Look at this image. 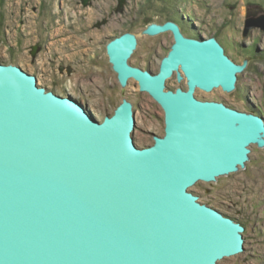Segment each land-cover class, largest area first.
Instances as JSON below:
<instances>
[{"label":"water","instance_id":"1","mask_svg":"<svg viewBox=\"0 0 264 264\" xmlns=\"http://www.w3.org/2000/svg\"><path fill=\"white\" fill-rule=\"evenodd\" d=\"M163 32L174 43L157 73L129 62L136 35L107 45L120 84L135 80L164 111V135L144 148L128 99L99 121L0 63V264H219L245 251L243 224L190 189L245 168L264 118L195 95L237 88L243 67L215 37L171 21L146 31ZM175 73L187 90L167 86Z\"/></svg>","mask_w":264,"mask_h":264},{"label":"rangeland","instance_id":"2","mask_svg":"<svg viewBox=\"0 0 264 264\" xmlns=\"http://www.w3.org/2000/svg\"><path fill=\"white\" fill-rule=\"evenodd\" d=\"M192 37H215L243 70L237 88L198 96L221 101L264 118V0H0V63L20 66L40 86L71 96L103 121L128 99L134 105L137 146L164 135V111L131 79L122 86L107 55L110 40L136 35L129 62L158 71L173 45L170 32L151 35L149 26L168 19ZM254 27L249 28V24ZM177 73L169 88H179ZM245 168L190 191L245 227V251L219 264H264V148L252 145Z\"/></svg>","mask_w":264,"mask_h":264},{"label":"flooded vegetation","instance_id":"3","mask_svg":"<svg viewBox=\"0 0 264 264\" xmlns=\"http://www.w3.org/2000/svg\"><path fill=\"white\" fill-rule=\"evenodd\" d=\"M168 21H171V22H174L175 24H177L179 27H180V29H181V32L185 35V36H187V37H192L191 35H188L189 33L187 32V30H186V28L182 25V24H180L179 22H177L176 20H172V19H168V20H166L164 23H166V22H168ZM163 23V24H164ZM172 35H173V33L172 32H170ZM160 67V66H159ZM143 69V68H142ZM145 70V69H144ZM146 70H149V71H152V72H154V73H157L158 71H153V70H151L150 68H147ZM176 74V73H175ZM173 78V77H172ZM184 81H185V85H183V86H180V88H183L184 90H187V81H186V79H184ZM168 83V82H167ZM171 89H173V90H175L176 88H171ZM198 91H200V89L199 88H197V90H196V92H195V95L199 98V99H203V98H201V97H199L198 96ZM204 100H206V99H204ZM130 101V100H129ZM81 102V101H80ZM221 102V101H220ZM82 103V102H81Z\"/></svg>","mask_w":264,"mask_h":264},{"label":"bare ground","instance_id":"4","mask_svg":"<svg viewBox=\"0 0 264 264\" xmlns=\"http://www.w3.org/2000/svg\"><path fill=\"white\" fill-rule=\"evenodd\" d=\"M174 43V42H173ZM170 79H172V78H170ZM200 91H202L201 89H200ZM203 92H205V91H203ZM246 230V229H245ZM244 247H245V245H244Z\"/></svg>","mask_w":264,"mask_h":264}]
</instances>
